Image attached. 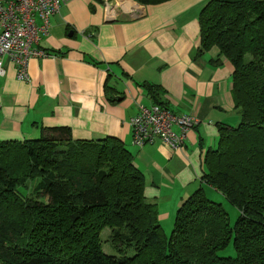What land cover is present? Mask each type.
Instances as JSON below:
<instances>
[{
  "label": "trees",
  "instance_id": "16d2710c",
  "mask_svg": "<svg viewBox=\"0 0 264 264\" xmlns=\"http://www.w3.org/2000/svg\"><path fill=\"white\" fill-rule=\"evenodd\" d=\"M199 21V55L216 51L213 64L234 67L241 120L221 128L202 180L240 211L235 224L200 188L168 236L121 140H73L69 127L47 128L0 142V264H264V0H210ZM106 228L116 254L103 251ZM230 246L235 255L221 256Z\"/></svg>",
  "mask_w": 264,
  "mask_h": 264
},
{
  "label": "crops",
  "instance_id": "0c3cea01",
  "mask_svg": "<svg viewBox=\"0 0 264 264\" xmlns=\"http://www.w3.org/2000/svg\"><path fill=\"white\" fill-rule=\"evenodd\" d=\"M209 1L66 0L40 42L57 56L31 59L30 82L17 78L15 64H5L0 142L36 139L55 127H69L73 140L118 138L144 175V195L157 204L161 226L172 227L198 189L209 190L211 199L218 195L202 180L204 157L217 147L221 128L241 120L233 65L213 64L216 51L199 55V18ZM152 95L171 112L196 118L183 148L160 140L135 144L131 120L140 105L156 103Z\"/></svg>",
  "mask_w": 264,
  "mask_h": 264
},
{
  "label": "built area",
  "instance_id": "2783aa9c",
  "mask_svg": "<svg viewBox=\"0 0 264 264\" xmlns=\"http://www.w3.org/2000/svg\"><path fill=\"white\" fill-rule=\"evenodd\" d=\"M66 0H0V77L6 74V62L16 65L17 78L30 82L31 59L55 56L40 47L42 36H49L51 17ZM197 124L196 118L175 114L159 104L140 105L131 120L136 145L160 140L173 150L183 148L186 136ZM179 128L175 132L174 128Z\"/></svg>",
  "mask_w": 264,
  "mask_h": 264
},
{
  "label": "rangeland",
  "instance_id": "374dc122",
  "mask_svg": "<svg viewBox=\"0 0 264 264\" xmlns=\"http://www.w3.org/2000/svg\"><path fill=\"white\" fill-rule=\"evenodd\" d=\"M205 189H204V191H205ZM205 193L207 196H209V194H210L209 190H207V189H206ZM211 196H213L212 198L214 200L208 197L210 200L223 205V208L229 213L231 225H234L236 220L240 216V211L237 208H235L234 206H232L222 194L218 193V195H216V196H214V195H211ZM172 227H166L164 229L165 232L168 233L167 234L168 236L171 235ZM101 238H102L103 251L109 255L116 254V251L112 248V245H111V230L109 228H106L105 230H103V232L101 234ZM220 255L221 256H229V255L234 256L235 251H234L233 246H230L227 250L221 252Z\"/></svg>",
  "mask_w": 264,
  "mask_h": 264
}]
</instances>
